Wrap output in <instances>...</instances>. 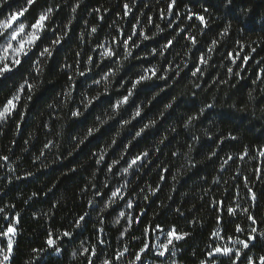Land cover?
I'll return each mask as SVG.
<instances>
[{
    "label": "clouds",
    "instance_id": "clouds-1",
    "mask_svg": "<svg viewBox=\"0 0 264 264\" xmlns=\"http://www.w3.org/2000/svg\"><path fill=\"white\" fill-rule=\"evenodd\" d=\"M0 264H264V0H0Z\"/></svg>",
    "mask_w": 264,
    "mask_h": 264
},
{
    "label": "trees",
    "instance_id": "trees-1",
    "mask_svg": "<svg viewBox=\"0 0 264 264\" xmlns=\"http://www.w3.org/2000/svg\"><path fill=\"white\" fill-rule=\"evenodd\" d=\"M92 3H93V4H98V0H92ZM112 11H113V12H116L117 14L119 13V10H118V9H113ZM110 14H111V13H110ZM110 14H109V15H110ZM249 63H251V60L249 61ZM221 211H223L222 208H221Z\"/></svg>",
    "mask_w": 264,
    "mask_h": 264
},
{
    "label": "snow or ice",
    "instance_id": "snow-or-ice-1",
    "mask_svg": "<svg viewBox=\"0 0 264 264\" xmlns=\"http://www.w3.org/2000/svg\"><path fill=\"white\" fill-rule=\"evenodd\" d=\"M9 231H11V229H9Z\"/></svg>",
    "mask_w": 264,
    "mask_h": 264
}]
</instances>
